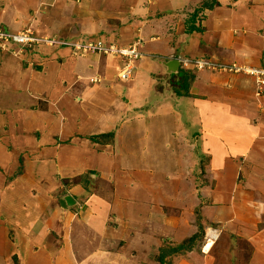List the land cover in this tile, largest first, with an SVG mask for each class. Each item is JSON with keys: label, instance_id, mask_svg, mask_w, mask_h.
<instances>
[{"label": "crops", "instance_id": "1", "mask_svg": "<svg viewBox=\"0 0 264 264\" xmlns=\"http://www.w3.org/2000/svg\"><path fill=\"white\" fill-rule=\"evenodd\" d=\"M196 11L202 30L187 33ZM0 24L43 37L108 36L122 46L140 40L143 53L122 82L113 56H74L46 45L0 53V264H126L128 257L161 264L163 248L197 233V225L175 217L179 206L199 208L201 226L235 227L220 233L213 226L220 237L212 247L171 252L164 264H264L256 205L264 202L243 200L231 178L234 158L264 173V96L254 102L247 75L191 68L189 95L176 96L171 85L181 75L173 78L163 64L204 57L263 66L264 0H0ZM192 133L210 158L205 169L225 179L213 188L210 218L190 194L194 163L183 166L174 152ZM157 151L171 168L155 165ZM66 195L74 206L59 205ZM250 217L253 226L233 224ZM238 227L245 232L233 231ZM233 232L242 240L237 248Z\"/></svg>", "mask_w": 264, "mask_h": 264}, {"label": "rangeland", "instance_id": "2", "mask_svg": "<svg viewBox=\"0 0 264 264\" xmlns=\"http://www.w3.org/2000/svg\"><path fill=\"white\" fill-rule=\"evenodd\" d=\"M0 27L3 28L4 25L0 24ZM34 34L37 35V36H40V35L36 34L35 32H34ZM40 37H43V36H40ZM100 37H102V36H100ZM107 38H108V40H107ZM104 39H106L107 41H110L108 36L105 37ZM1 53H3V52H1ZM40 56H42V54ZM43 57L45 58V56H43ZM196 58L200 59L201 57H194L193 59H196ZM150 59H152V58H150ZM29 62L32 63V65H34V63L36 61H33L31 59V60H29ZM36 63H38V61ZM36 63H35V65H37ZM221 64H223V63H221ZM210 69L211 68H209V70ZM193 71H196V70H193ZM197 71H199V70H197ZM211 71L217 72V70H214V69H212ZM219 72H223V71H219ZM176 76L177 75L172 74L173 78H176ZM192 80H193V76H192L191 81ZM253 85H254V92L253 93H254V98H255L254 102H256L257 105L258 104H262L260 98L264 96V92H262V94L260 96H256L255 95V83L254 82H253ZM162 87L163 86H161L160 88L162 89ZM164 89H163V91H167V90L169 91L170 90L168 88H164ZM263 90H264V88H263ZM195 134L196 133H192L191 136H189V137H181V142L180 141H176L175 142V144H176V149L175 150L176 151H174V152H175V154L177 156L176 160L181 161V164L183 166L186 164L185 162H187V161L191 162V160H192V162L194 163L195 168H194L192 177H193V181H194L195 190L192 189L190 194L193 197H195V194H196L197 200L199 199L201 202H203V204H201V205L205 206L206 208H209V210L205 211V213L208 214L207 216L210 218L212 216V214L214 213V210L212 208L214 204L211 203V201H210V199L213 197V192H214L213 188L215 187V184H216L217 180H218V183L220 185H222L221 182L222 181L224 182L225 179L223 177H221V176L219 177V175L217 176L216 174H212L211 175L210 171L208 172L205 169L207 167V165H209L210 158H209V156H204L203 154H201L200 141L198 140L199 138L196 137L197 134L196 135ZM104 139H106V138H104ZM154 157H155V165H158L159 169H163L165 167L171 168L172 164L167 163V160L165 158H163L162 155L158 151L155 152ZM233 160H234V163H235V168L234 169L231 168V172H232V175H231L232 177L231 178H232V182H233V185H232L233 192L235 194L237 193L238 195H240L243 200L249 201L252 198H255L261 203L264 202V173H261L260 175H258L256 173H254V171H251L248 167H246V165L243 163V161L241 159L234 158ZM260 161H261V159L260 160L258 159V162H260ZM225 168L228 169L229 167L223 165L220 168V170H224ZM248 171H250V172H248ZM251 175H253L255 177L251 178V182H250V180H248V179H250ZM175 178L177 180H179V175H175ZM250 183H256V184H258V187L257 188L255 187V189L252 190L250 188V186H251ZM256 205L258 206L257 210L259 211L260 218H263L264 217L263 216L264 215V204L262 203V205L261 204H256ZM250 206H247V207H250ZM183 207L179 206V207H175L174 208L175 209L174 210L175 217H180V219L182 218L183 220H186L187 224H185V226H188V224H193V225H197L198 226V229H197L198 237L195 239L194 242L190 243V248H194L196 246H201L202 247V246H204V243L206 244V242H207V245H206L207 248L208 247H212V245L214 243V240L210 239L209 241H206L205 229L208 226H210L209 228H212L213 226L219 228L220 233L222 232V230H223V232L228 233L229 229L231 227H235V226H232V225L231 226L225 225V223L209 224L210 222H207L205 225L201 226V221L203 219H202V216H201V212L199 211V208L193 210V208L189 209V208H183ZM185 207H187V206H185ZM239 210H240V212L243 213V215L246 214V210L244 208H240ZM221 212H222V215H223V211H221ZM175 220H178V218H175ZM249 220H252V222L242 223L244 221H238V222L236 221L233 224L234 225L245 224L244 226H242L244 229L247 226L250 227L251 225L252 226L255 225L256 217H254V219L253 218L251 219V217H250ZM263 225H264V221L260 222L257 225V228L261 229L260 226H263ZM234 230L240 231L242 233L245 232L240 227H238L237 229H233V231ZM234 233H236V232H233V233H231L229 235L230 236L229 239L231 240V242H233V247L237 248L236 247L237 246V241L240 240L242 242V240L241 239H237V241H235L236 237H235ZM232 234H234V235H232ZM219 237L220 236H218V238ZM185 240H187V239H185ZM224 240H222V243H224ZM247 246L245 244L241 243L239 245V248H240L241 251H245V248H247ZM232 256H234V255H232ZM125 257H128V256L126 255ZM140 261H143V260L140 259ZM126 262H127L126 264H135V262H138V261H137V259H133V257H128V258H126ZM257 262L260 263V259L255 260L254 263H257ZM141 264H146V263L141 262Z\"/></svg>", "mask_w": 264, "mask_h": 264}, {"label": "built area", "instance_id": "3", "mask_svg": "<svg viewBox=\"0 0 264 264\" xmlns=\"http://www.w3.org/2000/svg\"><path fill=\"white\" fill-rule=\"evenodd\" d=\"M103 37V36H102ZM66 39L61 37H39L31 29L11 31L0 27V53L10 52L14 56H19L24 51H35L41 45L55 46L68 50L74 56L100 55L113 56L120 60L117 68V78L120 81L130 80L137 68V63L143 56L140 47L141 41L129 45H118L114 41H107L105 37ZM182 69L203 70L211 68L233 74H242L252 77L255 83V95L260 96L264 92V65L257 67L239 66L236 64L215 63L204 57L176 58ZM206 241L216 240L219 231L216 228H207L205 231Z\"/></svg>", "mask_w": 264, "mask_h": 264}, {"label": "trees", "instance_id": "4", "mask_svg": "<svg viewBox=\"0 0 264 264\" xmlns=\"http://www.w3.org/2000/svg\"><path fill=\"white\" fill-rule=\"evenodd\" d=\"M213 4H209V3H204L203 7H211ZM197 11L191 15V17L185 22V31L187 33H191L193 31H201L202 28L199 26L195 25V17ZM181 75V79L180 80H176V82L174 84L171 85V89L173 90L174 94L176 96H188L189 92V82L190 79L192 78V76L188 73H186V71H180L179 72ZM107 136V137H111L112 133H108L105 135H102V137ZM198 237V233L193 234L191 237H189L187 240L183 241L181 244L177 245L176 247H172V248H166V249H162L161 252L159 253L158 256V260L160 261L161 264H164V257L167 254H170L171 252H176L178 250L181 249H185V250H189L190 248V243L194 242L195 239Z\"/></svg>", "mask_w": 264, "mask_h": 264}, {"label": "water", "instance_id": "5", "mask_svg": "<svg viewBox=\"0 0 264 264\" xmlns=\"http://www.w3.org/2000/svg\"><path fill=\"white\" fill-rule=\"evenodd\" d=\"M163 64L167 67V73H179V62L177 60L172 59L167 62H163ZM59 205L62 208L71 207L75 205V201L71 196L66 195L59 200Z\"/></svg>", "mask_w": 264, "mask_h": 264}, {"label": "clouds", "instance_id": "6", "mask_svg": "<svg viewBox=\"0 0 264 264\" xmlns=\"http://www.w3.org/2000/svg\"><path fill=\"white\" fill-rule=\"evenodd\" d=\"M136 42V41H135ZM132 44V43H131ZM142 44V43H141ZM142 47V46H141ZM4 53V52H3ZM13 55V54H12ZM175 60H177V59H175ZM178 61V60H177ZM188 71L189 70V68L188 69H182V68H180V64H179V72L180 71ZM178 74H180V73H178ZM217 240V239H216ZM215 241V240H214Z\"/></svg>", "mask_w": 264, "mask_h": 264}]
</instances>
